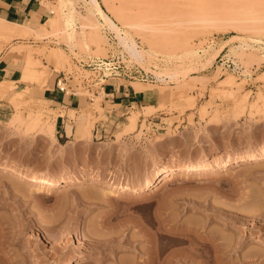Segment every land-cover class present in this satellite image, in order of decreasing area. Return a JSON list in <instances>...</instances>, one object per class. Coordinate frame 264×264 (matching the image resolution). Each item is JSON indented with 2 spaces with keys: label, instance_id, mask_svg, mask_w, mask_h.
<instances>
[{
  "label": "rangeland",
  "instance_id": "rangeland-1",
  "mask_svg": "<svg viewBox=\"0 0 264 264\" xmlns=\"http://www.w3.org/2000/svg\"><path fill=\"white\" fill-rule=\"evenodd\" d=\"M45 4L48 19L53 18L48 32L0 37V53L11 49L25 58L31 50L48 64V77L53 68L65 71L82 105L52 108L33 97L31 87L39 82L23 76L14 81L13 89L0 95L6 109L0 114V165L27 173L99 176L100 181L45 189L0 171V264H70L80 252L82 264H147L160 241L169 244L174 264H264V160L181 174L143 195L102 190L109 181L139 185L171 165L264 153V0ZM234 14L237 25L202 23L203 16ZM64 27L70 31L61 32ZM133 40L144 51L141 59L132 55ZM106 57H114L116 67L132 63L147 72L146 80H120L152 89L161 100L108 120L111 106L105 105L101 86L120 80H99L87 65ZM85 77L94 83L91 90L82 84ZM229 77L232 86L221 81ZM17 113L22 122H13ZM29 114L39 115L43 126L27 127ZM63 117L73 128L69 137L61 136V127L56 130ZM133 118L136 127L129 131ZM101 119H107V131H101ZM87 121L93 122L92 134L80 139L78 126ZM50 123H55L54 137L47 131ZM165 224L172 230L162 236L158 228Z\"/></svg>",
  "mask_w": 264,
  "mask_h": 264
},
{
  "label": "bare ground",
  "instance_id": "bare-ground-1",
  "mask_svg": "<svg viewBox=\"0 0 264 264\" xmlns=\"http://www.w3.org/2000/svg\"><path fill=\"white\" fill-rule=\"evenodd\" d=\"M92 1L94 2V4H97L98 0H92ZM250 20H248V21L251 22ZM91 21H92V19H91ZM238 21H239V18L235 14L231 17H226V15H222V16L218 15V17H215V18H211V17H207V16L202 17V23L204 22L207 25H226L229 23L237 25ZM253 21H255V19ZM52 23H53V18H50L45 23L41 24L40 27L32 29L28 26H25L24 24H22L20 22L19 23L11 22V21H8L6 18L0 17V37H5V38H12V37H16V36L17 37H24V36H28L30 33H33L37 37H41L42 35H44L48 32V30H49L48 26L49 25L51 26ZM138 24L137 25L133 24V26L135 25L138 27L139 26L142 27L140 25V23H138ZM94 25L96 26L97 23L94 22ZM253 25H255V24H253ZM129 26H130V24H129ZM131 26H132V24H131ZM239 26H241V25L239 24ZM250 26H252L251 23H250ZM247 27H246V29H248ZM251 28H253V26ZM248 30L250 31L251 29H248ZM68 31H70V30L67 29V27H64L61 29V32H63V33L64 32L66 33ZM71 31H72V29H71ZM71 34H74V32L73 33L71 32ZM121 38L122 37H120V39ZM122 39H124V38H122ZM99 40H102V39H100V37H99ZM133 43H134V40L131 44L133 46V49H132V47H130L131 45L129 46V48L133 50V52L131 50L132 55L136 59H139V58L141 59L143 57L144 51L138 50L135 47L136 43H134L135 46ZM28 48H30V47H28ZM47 65L43 64L42 62H40V60L35 58V56L31 50L28 51V53L26 54V58H25V64L23 66L24 67V70H23L24 75L22 74L23 80H34L36 82H39L42 85V83H45L46 78L48 77L47 70L44 68V67H47ZM42 66H43V68H42ZM189 77H195V76L189 75ZM221 81H222V83L224 82L223 84H227V86L228 85L232 86L234 84V80L230 77H229V79L223 78ZM138 84H139V82H138ZM140 84H142V83H140ZM15 85L16 84L13 81H9V80L3 81L2 80V82L0 83V95L7 94L11 89H13V87ZM22 93L20 92V94H22ZM24 93H25V90H24ZM20 94L17 95V93H16L17 96H20ZM178 95L179 94H177V96ZM12 99L14 100V97H12ZM12 99H11V101H12ZM13 103L15 106H17L16 102H13ZM29 115L31 116V120H30V123L26 122V124L28 123L27 125H29L27 127H30L33 129H38L41 126H43V124L41 123L39 115H37V116H32V114H29ZM16 116H15L16 118L13 120V122L15 120L18 121L17 119H19V118H20L19 121L22 122V119H21L22 115L19 113ZM135 118H133L131 120V123L128 124L129 125V131H130V129L132 131L136 127ZM52 123L47 125V131H49V133H51V136L53 135V137H54L55 123L54 124H52ZM78 127H79L78 129L81 133V139H84L85 137L90 136L92 134L93 122H91V121L81 122ZM41 130L42 131L44 130L43 127L41 128ZM117 134L119 135V132ZM263 160H264V153H250V154H247L246 156H244L240 159H237L235 161L219 162L216 160L210 161V160L204 158V159H201L197 162L184 164L183 166H173V165L168 166V167L162 169L161 172L156 177L147 178L146 180L143 181V183H141L139 185H137V184H135V185L115 184V183L110 182V181L105 182V184H103L102 190H103V192H106V194L110 193L112 195H119V194H121V195L124 194L126 196L143 195L144 193H146L147 191H149L153 187L158 186V185L162 186V185L168 183L169 181H171L174 177L180 176L181 174H206V173H211V172L215 173L217 171H223V170H226L228 168H233V167L245 168V167H248L249 164H251V163L263 161ZM0 171L6 173V175H8V176H17V178L19 177L22 180H25V181L32 183V184H36L39 187L45 188V189L50 188V187H58V186H62V185L68 186V185H74V184H89L90 186H93V185H98V182L100 181L99 176H93L91 178H88L85 175L75 176V175H72L70 173L63 174L60 176H55V175H51V174L27 173V172H22L15 167H9V166H5V165H0ZM162 226L163 227H159L158 229L161 231L162 236H166L165 232H168V230H172V229L170 226H169L170 228H168V226L166 224L162 225ZM260 235L261 234H259L258 237H260ZM162 236H161V238H162ZM154 243H155L153 246L154 248H153V251L151 252V255H149L150 258H149L147 264L148 263L149 264H172L173 259H174L173 258L174 255H171V253L168 252L169 251L168 250L169 244H166V243L163 244V242L161 243V241L160 242H154ZM84 258H85V254L83 252H80L70 264H82L84 262ZM177 259L179 260V258H177ZM174 262H175V260H174ZM181 262H183L182 264H184V260H182Z\"/></svg>",
  "mask_w": 264,
  "mask_h": 264
},
{
  "label": "crops",
  "instance_id": "crops-1",
  "mask_svg": "<svg viewBox=\"0 0 264 264\" xmlns=\"http://www.w3.org/2000/svg\"><path fill=\"white\" fill-rule=\"evenodd\" d=\"M46 0H0V17L6 18L8 21L22 23L32 29L40 27V25L49 18V9L45 4ZM52 12V11H51ZM26 58V57H25ZM25 58L22 53L6 49L0 53V83L2 80L18 81L22 80L23 66ZM52 74L48 77L43 85H34L31 87L33 97L47 102L52 108H68L78 110L82 105L81 95L65 93L58 89L57 81L61 76V70L52 69ZM123 84L120 81L109 82L104 87V103L109 104L111 108L106 109L107 119L115 122L120 116H123L126 109L134 106L147 107L153 100L160 101V93H154L143 87L137 88L135 85ZM104 103H102L104 105ZM49 106V107H50ZM5 108L0 104V114L5 112ZM107 119H101V131H107L109 124ZM114 124V123H113ZM61 129V136L69 137L73 132V128L68 125V119L63 117L56 125V130ZM79 138L81 139V133Z\"/></svg>",
  "mask_w": 264,
  "mask_h": 264
},
{
  "label": "built area",
  "instance_id": "built-area-1",
  "mask_svg": "<svg viewBox=\"0 0 264 264\" xmlns=\"http://www.w3.org/2000/svg\"><path fill=\"white\" fill-rule=\"evenodd\" d=\"M114 57H106V58H98L97 60L91 61L87 63L88 67L92 69L99 80L106 79L109 77L115 79H148L149 74L136 65L132 63H128L125 66H121V68L116 67ZM67 73L65 71H61V76L58 78L57 87L60 91L65 93H71L75 95H80L77 90V87H72L71 84H68ZM72 77V76H69ZM82 84L85 88L91 90L93 86V81H90L88 78H83ZM105 85L101 87L104 88Z\"/></svg>",
  "mask_w": 264,
  "mask_h": 264
}]
</instances>
